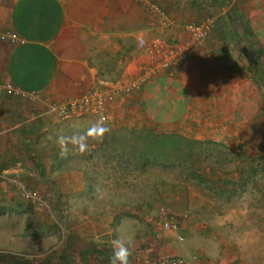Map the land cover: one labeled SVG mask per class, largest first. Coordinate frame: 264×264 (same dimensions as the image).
<instances>
[{
	"label": "rangeland",
	"instance_id": "obj_1",
	"mask_svg": "<svg viewBox=\"0 0 264 264\" xmlns=\"http://www.w3.org/2000/svg\"><path fill=\"white\" fill-rule=\"evenodd\" d=\"M184 1L192 3L185 11L192 22L217 20L231 3ZM163 79L123 97L105 121L57 119L32 143H0V264H109L118 237L133 242L130 264L162 254L264 264L258 126L243 122L240 108L227 116L221 99L186 101L176 79ZM96 122L108 129L102 139L61 158L58 138ZM146 131L157 140L142 143ZM162 218L178 222L181 242L160 231Z\"/></svg>",
	"mask_w": 264,
	"mask_h": 264
},
{
	"label": "crops",
	"instance_id": "obj_2",
	"mask_svg": "<svg viewBox=\"0 0 264 264\" xmlns=\"http://www.w3.org/2000/svg\"><path fill=\"white\" fill-rule=\"evenodd\" d=\"M149 1L168 27L136 0H0V81L35 96L0 98V143H32L57 122L41 115L45 98H76L104 87L103 80L135 75L141 61L137 35L172 40L179 37L176 23L192 22L185 21L192 3ZM203 7L194 9L201 15ZM219 11L195 54L161 77L176 79L186 101L221 99L230 118L240 108L243 122L258 126L264 149V0L230 3Z\"/></svg>",
	"mask_w": 264,
	"mask_h": 264
},
{
	"label": "built area",
	"instance_id": "obj_3",
	"mask_svg": "<svg viewBox=\"0 0 264 264\" xmlns=\"http://www.w3.org/2000/svg\"><path fill=\"white\" fill-rule=\"evenodd\" d=\"M146 9L151 16L160 19V26L168 27L165 16L161 14L157 6L149 0H136ZM231 3L247 2L250 0H229ZM214 21L205 18L199 22H185L178 29L179 37L172 40H164L159 37H146L143 34L135 37V47L141 58L135 75L127 76L117 82L97 89H91L79 97L63 101H51L45 98L43 116H53L59 120H71L77 118L92 117L99 121L108 118L110 109L123 97L131 95L145 87L153 79L162 76L170 70L176 69L189 60L207 38L213 27ZM10 42L14 37L10 36ZM34 99L32 93L23 92L10 83L0 81V98ZM19 185H16L17 188ZM25 198L29 194L24 193ZM160 231L171 237L176 242L182 241L179 224L173 218H162L158 224ZM136 264H204L195 255L184 258L178 255H156L152 257L142 256L136 259Z\"/></svg>",
	"mask_w": 264,
	"mask_h": 264
},
{
	"label": "clouds",
	"instance_id": "obj_4",
	"mask_svg": "<svg viewBox=\"0 0 264 264\" xmlns=\"http://www.w3.org/2000/svg\"><path fill=\"white\" fill-rule=\"evenodd\" d=\"M108 131L102 122H96L86 132L74 134L72 136H60L58 143L60 145V157L65 158L70 151L84 152L87 149L90 140L98 141ZM71 146V147H69ZM132 241L118 237L112 241V255L109 258V264H130L132 256Z\"/></svg>",
	"mask_w": 264,
	"mask_h": 264
},
{
	"label": "trees",
	"instance_id": "obj_5",
	"mask_svg": "<svg viewBox=\"0 0 264 264\" xmlns=\"http://www.w3.org/2000/svg\"><path fill=\"white\" fill-rule=\"evenodd\" d=\"M133 133H135V134L140 133L141 134V132H133ZM142 135H143L142 143H144V144H147L150 140H151V142L153 140H157V138L155 136H152L149 131L143 132ZM173 137H175V136H173V135H162L160 137V139L163 138L165 140H168V142H169V140L174 139ZM175 138H178V137H175ZM160 139H159V141H160Z\"/></svg>",
	"mask_w": 264,
	"mask_h": 264
}]
</instances>
